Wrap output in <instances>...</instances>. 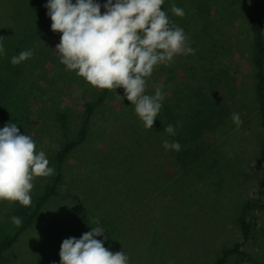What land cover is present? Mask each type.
<instances>
[{"label":"rangeland","instance_id":"374dc122","mask_svg":"<svg viewBox=\"0 0 264 264\" xmlns=\"http://www.w3.org/2000/svg\"><path fill=\"white\" fill-rule=\"evenodd\" d=\"M22 2L0 0L6 53L0 55V129L15 123L52 167L55 152L86 122V105L92 110L86 139L66 157L59 194L41 206L2 264H60L63 240L97 226L106 232L96 239L126 253L129 264H213L222 247L235 243L246 254L225 264H253L248 254L264 264V207L245 213L248 241L238 224L242 204L264 203L258 190L264 134L253 90L252 0H164L162 9L184 29L195 52L156 66L147 78L145 94L160 88L165 95L150 130L122 88L99 89L66 70L55 50L61 34L51 30L48 0ZM95 2L103 13L106 0ZM172 4L184 9V17L171 12ZM24 50L33 56L14 66L11 58ZM232 113L240 114V127ZM169 124L176 135L164 131ZM163 140L201 153L184 168ZM50 177L34 179L28 207L0 201V237L17 228L11 218L25 217Z\"/></svg>","mask_w":264,"mask_h":264},{"label":"clouds","instance_id":"9594fccd","mask_svg":"<svg viewBox=\"0 0 264 264\" xmlns=\"http://www.w3.org/2000/svg\"><path fill=\"white\" fill-rule=\"evenodd\" d=\"M163 4L164 0H106L103 13L95 0H48L45 5L51 30L61 34L55 50L66 70L75 71L99 89L122 88L146 130L153 128L165 98L160 88L154 95L145 94L147 78L156 66L170 65L176 56L195 52L190 38L170 20ZM171 12L178 17L185 15L175 4ZM4 54L0 44V55ZM32 56V50H24L13 56L11 63L15 66ZM231 119L237 127L243 124L239 113H232ZM164 131L176 135L171 124ZM162 146L181 150L178 141L163 140ZM53 174L45 152L37 151L36 142L22 134L15 123L0 129V201L30 206L34 179ZM11 219L16 226L22 223L18 216ZM96 223L99 225V220ZM105 232L97 226L79 239H64L60 264H129L126 253L112 252L96 239Z\"/></svg>","mask_w":264,"mask_h":264},{"label":"trees","instance_id":"16d2710c","mask_svg":"<svg viewBox=\"0 0 264 264\" xmlns=\"http://www.w3.org/2000/svg\"><path fill=\"white\" fill-rule=\"evenodd\" d=\"M19 4L25 6L22 0H18ZM29 10V8H28ZM251 29V46H252V63L255 69L254 77V97L256 107L258 111L259 123L264 134V0H252L250 15L248 17ZM104 95L98 97V102L102 101ZM92 110V105H86V122L88 121V114ZM84 123L76 136L68 138L64 141L63 145L55 152L52 167L54 168V174L41 185V190L37 194L34 204L31 209L26 210L25 217L22 219L20 226L8 234H3L0 237V264L6 261V252L17 240L18 235L29 227L37 218L38 212L41 206L50 198L57 196L60 191V187L63 183V165L65 163L67 155L71 150L79 146L87 136L88 124ZM179 131V130H178ZM177 131V132H178ZM199 131V127L196 125L189 129L190 134H196ZM201 153L199 148L196 153L189 154V150H180L174 154V158L186 168L191 163L195 162ZM260 160H261V176L258 181L259 193L264 192V137L260 145ZM249 207L261 208L264 207V203H244L241 206V213L238 217V224L242 235L243 241H248L251 238L250 223L245 219V213ZM21 212V211H19ZM15 214V212H14ZM16 215V214H15ZM246 254L245 251L239 249L238 243L232 246H224L221 248L213 264H225L229 257ZM249 260L253 264H262L258 262L253 256L247 255Z\"/></svg>","mask_w":264,"mask_h":264}]
</instances>
